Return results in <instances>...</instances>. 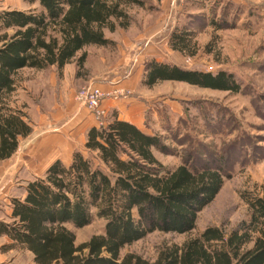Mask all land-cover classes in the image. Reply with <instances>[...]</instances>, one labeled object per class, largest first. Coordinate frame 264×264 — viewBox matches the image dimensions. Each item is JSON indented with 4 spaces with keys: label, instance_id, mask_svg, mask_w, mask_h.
Wrapping results in <instances>:
<instances>
[{
    "label": "trees",
    "instance_id": "16d2710c",
    "mask_svg": "<svg viewBox=\"0 0 264 264\" xmlns=\"http://www.w3.org/2000/svg\"><path fill=\"white\" fill-rule=\"evenodd\" d=\"M40 11L0 12V98L15 90L22 69L63 68L76 62L78 75L87 60L84 49L114 42L116 22L129 19L123 5L144 8L145 0H24ZM161 1V0H158ZM174 51L189 54L193 32L176 29L170 36ZM195 55V52L191 54ZM145 85L184 82L203 89L241 92L239 80L225 70H188L151 60L145 65ZM25 115L0 106V163L17 152L20 139L33 129ZM86 150L69 165L56 160L43 177L27 184L23 199H12L10 221H0L8 249L31 252L36 264H264V190L247 198L250 218L230 231L211 226L179 245H168L154 261L121 252L154 232L189 234L199 214L218 196L230 178L225 156L190 154L176 169L165 168L153 153L171 154L159 135H148L125 120L94 126ZM105 220L104 234L77 246L69 225L81 229L94 218Z\"/></svg>",
    "mask_w": 264,
    "mask_h": 264
},
{
    "label": "rangeland",
    "instance_id": "374dc122",
    "mask_svg": "<svg viewBox=\"0 0 264 264\" xmlns=\"http://www.w3.org/2000/svg\"><path fill=\"white\" fill-rule=\"evenodd\" d=\"M116 1V0H113ZM144 8L123 5L129 19L115 21L117 30H105L114 44L91 46L83 70L76 62L60 72L22 69L15 90L0 98L5 110L22 113L33 134L21 141L17 153L0 164V218L11 213L12 199H20L27 183L43 177L48 166L60 159L69 165L73 154L95 158L86 150L87 135L94 127L106 126L115 118L134 122L148 135H159L171 154L153 153L165 168L179 167L190 154L204 160L211 152L225 156L230 173L215 200L198 216L196 229L183 235L154 232L121 252L142 255L154 261L170 245L182 246L211 226L230 231L250 218L247 198L262 196L264 190V0H145ZM11 5L0 0V12ZM25 11L39 5L21 4ZM192 33L189 54L174 51L170 36L176 29ZM1 34V32H0ZM195 52V55L191 54ZM151 60L188 70L235 75L242 90L237 94L203 89L184 82L164 81L145 85ZM105 94L126 90L128 98H107L110 105L97 119L77 101L87 87ZM105 220L95 217L75 233L77 246L96 234H104ZM0 238V264H36L31 252L8 249Z\"/></svg>",
    "mask_w": 264,
    "mask_h": 264
},
{
    "label": "built area",
    "instance_id": "2783aa9c",
    "mask_svg": "<svg viewBox=\"0 0 264 264\" xmlns=\"http://www.w3.org/2000/svg\"><path fill=\"white\" fill-rule=\"evenodd\" d=\"M129 94V91L123 89L105 94L99 87L92 86L80 90L76 98L82 106L87 108L92 114L94 113L97 119H100L106 113L103 109V103L108 97L114 100H121V98H128Z\"/></svg>",
    "mask_w": 264,
    "mask_h": 264
},
{
    "label": "crops",
    "instance_id": "0c3cea01",
    "mask_svg": "<svg viewBox=\"0 0 264 264\" xmlns=\"http://www.w3.org/2000/svg\"><path fill=\"white\" fill-rule=\"evenodd\" d=\"M6 2H9V4H11V5H18V7H13V6H7L6 8H5V10H7V11H18V10H20V11H25V9L22 7V6H20L21 4H26V5H28L29 6V4H27L24 0H5ZM4 10V11H5ZM69 65V64H68ZM110 104L107 102H104V107H106V109H107V107L109 106ZM24 120L28 123V125L32 128V129H34L33 127H32V125L28 122V120H27V118H24ZM128 121V120H127ZM128 122H130V123H132L133 125H136L134 122H132V121H128ZM35 130V129H34ZM32 134H33V132H32ZM29 137V136H28ZM27 137V138H28ZM23 139H26V138H22L21 137V141L23 140ZM21 141H20V143H21ZM20 146H21V144H20ZM20 146H19V148H20ZM19 150V149H18ZM17 150V151H18ZM17 153V152H16ZM15 153V154H16ZM15 154H13L11 157H10V159L15 155ZM9 160V159H8ZM7 160V161H8ZM58 160H60V159H58ZM7 161H4V162H1L0 164H2V163H5V162H7ZM55 162V161H54ZM53 163V162H52ZM51 163V164H52ZM51 166V165H50ZM49 167V166H48ZM47 170V169H46ZM30 182V181H29ZM28 184V183H27ZM27 188V187H26ZM26 188H25V191H24V194H23V196L25 195V192H26ZM23 196L20 198V199H23ZM0 221H3V222H9L10 221V213H9V216L8 217H4V219H2V218H0ZM0 238H4V239H6L7 240V243L9 244L11 241H10V239H8L6 236H1L0 235Z\"/></svg>",
    "mask_w": 264,
    "mask_h": 264
}]
</instances>
